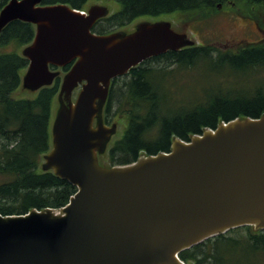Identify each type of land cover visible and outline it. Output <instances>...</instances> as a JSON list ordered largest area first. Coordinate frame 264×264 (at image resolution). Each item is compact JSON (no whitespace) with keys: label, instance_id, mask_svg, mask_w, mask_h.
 Returning a JSON list of instances; mask_svg holds the SVG:
<instances>
[{"label":"water","instance_id":"95a60500","mask_svg":"<svg viewBox=\"0 0 264 264\" xmlns=\"http://www.w3.org/2000/svg\"><path fill=\"white\" fill-rule=\"evenodd\" d=\"M10 0L0 32L13 20L36 26L24 47L31 90L63 78L43 168L77 187L56 209L0 213V264H187L179 253L232 228L264 229V115L236 117L169 151L124 165L99 161L117 125L104 122L112 80L152 56L192 43L167 21H142L130 33L93 31L107 15L66 3ZM75 100L74 89L80 86Z\"/></svg>","mask_w":264,"mask_h":264},{"label":"trees","instance_id":"16d2710c","mask_svg":"<svg viewBox=\"0 0 264 264\" xmlns=\"http://www.w3.org/2000/svg\"><path fill=\"white\" fill-rule=\"evenodd\" d=\"M9 1L0 0V11ZM92 1L99 0H42L41 4L66 3L87 10ZM109 1L116 8L95 23L96 33H112L142 17L170 14L189 15L186 24L191 26L198 18L233 4L241 6L237 12L253 18L264 33V0ZM35 31L33 23L17 19L0 32L2 214L59 209L77 191L67 179L42 167L52 147V110L62 77L41 87L35 97H13L29 64L23 48L32 42ZM180 93L181 100L177 98ZM262 115L264 36L255 42H239L236 48L195 43L152 56L112 80L103 119L123 128L100 156L107 166L129 164L141 155L169 151L176 136L190 140L223 121ZM179 256L187 264H264V229L232 228L182 250Z\"/></svg>","mask_w":264,"mask_h":264},{"label":"rangeland","instance_id":"374dc122","mask_svg":"<svg viewBox=\"0 0 264 264\" xmlns=\"http://www.w3.org/2000/svg\"><path fill=\"white\" fill-rule=\"evenodd\" d=\"M92 5H101V6L106 7L108 10L107 15L111 14L114 8H116V6H114V4L109 0L92 1L90 4H88V9ZM239 7L234 4L231 6H226V7L221 6L218 12H214L213 14L208 15L204 18L203 17L198 18L199 20H197L196 23L192 24L191 25L192 27L186 24L187 20L190 19V16L185 15V14H174V15L170 14V15H164L160 17H148V18L142 17V18H139L133 21L127 28H125L126 31L125 30L124 31L125 33L135 31L137 29L138 24L142 21H150V22L167 21L171 24L174 30L178 29V31L182 33H186L188 37L192 40V44L199 43V42H202V43L208 42V43H213L214 45H217L221 48H225L227 46L236 48L239 42H247V41L255 42V41L260 40L264 36V33L260 30L257 22L253 18H250L248 16H245L244 14H241L240 12H237L238 11L237 8ZM191 28L193 31L191 30ZM123 29L124 28H120L116 31H122ZM7 49H11V47ZM60 76L63 79L64 73H62V71L60 73ZM38 90L39 89L30 90L29 87L24 85L23 80H22V85L16 91L13 92V97L14 98L35 97L37 94L36 92ZM79 91H80V86L74 89L72 93L73 100L76 99ZM59 93H60V90H59ZM59 93H58L57 98L54 100V104H53V110H52L53 121L61 105V102L59 99ZM177 98L180 100L183 99V93H180V95H178ZM188 100L189 98L184 100V102ZM104 107L102 110V116H103ZM109 125H112V124H109ZM116 125H117L116 132L112 135L110 141L108 142L106 150L109 148L111 142L115 140L116 138H119L122 134L123 127L120 125V123ZM44 161L45 159L43 158L42 167H43ZM99 161L100 163L102 162L101 163L102 165L107 166V161L103 160L100 155H99Z\"/></svg>","mask_w":264,"mask_h":264},{"label":"flooded vegetation","instance_id":"af4514ba","mask_svg":"<svg viewBox=\"0 0 264 264\" xmlns=\"http://www.w3.org/2000/svg\"><path fill=\"white\" fill-rule=\"evenodd\" d=\"M131 23H128V24H126L125 26H123L122 28H124L123 30H122V32H125L126 30H125V28H127L129 25H130ZM125 30V31H124ZM191 30H192V28H191ZM177 32H180V31H178V29L176 30ZM193 31V30H192ZM128 33H130V32H128ZM180 33H182V32H180ZM184 34H186V33H184ZM187 35V34H186ZM188 36V35H187ZM190 45H193L192 43L190 44ZM189 46V45H188ZM151 58V57H150ZM147 59H149V58H147ZM147 59H145V60H147ZM144 60V61H145ZM74 62V61H73ZM73 62H71V63H69V64H67V65H65V66H55V65H50V69H52V70H56V71H59V75L58 76H60V73H61V71H62V73H64V76L66 75V73L70 70V68H71V66L73 65ZM143 62V61H142ZM141 62V63H142ZM140 64V63H139ZM66 66H69V68L65 71V67ZM137 66V65H136ZM64 78V77H63ZM62 81H63V79H61V82H60V87H59V90H60V88H61V85H62ZM82 87V84H80V88Z\"/></svg>","mask_w":264,"mask_h":264},{"label":"bare ground","instance_id":"6f19581e","mask_svg":"<svg viewBox=\"0 0 264 264\" xmlns=\"http://www.w3.org/2000/svg\"><path fill=\"white\" fill-rule=\"evenodd\" d=\"M193 136V135H192ZM177 137V136H176ZM175 138V137H174Z\"/></svg>","mask_w":264,"mask_h":264}]
</instances>
